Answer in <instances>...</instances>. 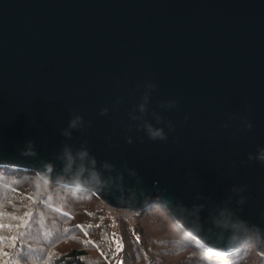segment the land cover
I'll return each instance as SVG.
<instances>
[{"label":"water","instance_id":"water-1","mask_svg":"<svg viewBox=\"0 0 264 264\" xmlns=\"http://www.w3.org/2000/svg\"><path fill=\"white\" fill-rule=\"evenodd\" d=\"M0 165L264 254V0H0Z\"/></svg>","mask_w":264,"mask_h":264},{"label":"trees","instance_id":"trees-1","mask_svg":"<svg viewBox=\"0 0 264 264\" xmlns=\"http://www.w3.org/2000/svg\"><path fill=\"white\" fill-rule=\"evenodd\" d=\"M158 216L172 239L152 243ZM112 216L93 192L51 184L33 170L0 165V264H264L254 242L224 254L212 250L160 206L123 220L115 246Z\"/></svg>","mask_w":264,"mask_h":264},{"label":"rangeland","instance_id":"rangeland-1","mask_svg":"<svg viewBox=\"0 0 264 264\" xmlns=\"http://www.w3.org/2000/svg\"><path fill=\"white\" fill-rule=\"evenodd\" d=\"M105 208L111 214L112 223H113V220L115 218L114 212L112 210H110L111 208L109 209L107 206H105ZM135 220H136V218L132 221H129V222L133 223ZM122 223H123V221L121 222L120 226H122ZM148 223L151 226L150 233L152 234V240H151L152 243H156L157 250H163V248H165V246H163V245L159 246V243H162L163 241H168V240H162V239H172L174 237L172 232L171 231L169 232L164 226L161 225V221H159L158 216H156L152 220L148 221ZM114 242H115V246L119 247L121 244V238L114 240ZM248 246H249V244L244 246V248H247Z\"/></svg>","mask_w":264,"mask_h":264},{"label":"built area","instance_id":"built-area-1","mask_svg":"<svg viewBox=\"0 0 264 264\" xmlns=\"http://www.w3.org/2000/svg\"><path fill=\"white\" fill-rule=\"evenodd\" d=\"M109 208V207H108ZM110 209V208H109ZM114 212L115 218L113 220V239L117 240L121 236V222L123 220L132 221L139 216L141 212L136 211H119L110 209Z\"/></svg>","mask_w":264,"mask_h":264}]
</instances>
